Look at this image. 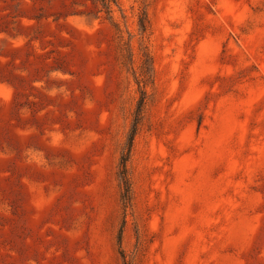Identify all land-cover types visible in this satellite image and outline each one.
<instances>
[{
  "label": "rangeland",
  "instance_id": "obj_1",
  "mask_svg": "<svg viewBox=\"0 0 264 264\" xmlns=\"http://www.w3.org/2000/svg\"><path fill=\"white\" fill-rule=\"evenodd\" d=\"M0 264H264V0H0Z\"/></svg>",
  "mask_w": 264,
  "mask_h": 264
},
{
  "label": "trees",
  "instance_id": "obj_2",
  "mask_svg": "<svg viewBox=\"0 0 264 264\" xmlns=\"http://www.w3.org/2000/svg\"><path fill=\"white\" fill-rule=\"evenodd\" d=\"M103 4L105 6H109L110 3H114L115 0H102ZM125 163H126V159L124 157H122L121 159V167H122V171H121V177L123 178V182L126 183V180H124V173H125Z\"/></svg>",
  "mask_w": 264,
  "mask_h": 264
}]
</instances>
